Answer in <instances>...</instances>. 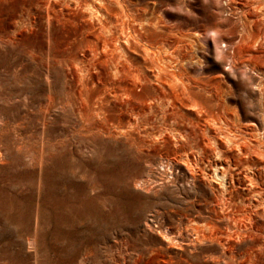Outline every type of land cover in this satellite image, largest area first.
<instances>
[{
    "label": "rangeland",
    "instance_id": "obj_1",
    "mask_svg": "<svg viewBox=\"0 0 264 264\" xmlns=\"http://www.w3.org/2000/svg\"><path fill=\"white\" fill-rule=\"evenodd\" d=\"M91 1L0 0V264H215L223 247L191 241L182 221L216 184L213 161L226 156L216 158L206 144L207 121L196 113L225 111L239 136L259 140L264 0H121L126 10L111 2L103 16L109 35L122 40L112 58L100 24L83 10ZM123 27L135 34L129 43ZM162 45L166 56L184 61L196 111L174 92L166 102L154 82L159 63L146 49ZM86 51L96 58L83 87L75 65ZM138 72L152 82L138 80ZM216 89L224 110L215 108ZM171 101L180 114L172 116ZM245 156L237 166L247 164L264 188V147ZM187 160L193 169L179 164ZM241 185L239 194L264 214V189ZM254 230L235 238L242 254L234 264H264V234Z\"/></svg>",
    "mask_w": 264,
    "mask_h": 264
},
{
    "label": "bare ground",
    "instance_id": "obj_2",
    "mask_svg": "<svg viewBox=\"0 0 264 264\" xmlns=\"http://www.w3.org/2000/svg\"><path fill=\"white\" fill-rule=\"evenodd\" d=\"M114 1H115V3L117 2L120 5L121 0H92L91 2L85 3L84 8H83L85 14H87L91 20H93L97 24L98 23L100 24V25H98L99 32H100V33H98V36L103 38V40H104L103 50L108 52L109 55H111V58L120 50V46L122 45V40L120 38V35H116V34H110L109 35L108 32H110V29H109L108 22H107L106 18L103 16V12L109 13L110 12L109 11L110 10L109 5L111 4V2L113 3ZM123 3H126V2L123 1ZM121 5H123V4H121ZM121 8L123 10H126L124 6H121ZM125 22H126V20H123V22H122L123 26H125ZM244 28H245V30L247 29L246 27H244ZM122 30H123L124 37L126 38L125 41L129 43L131 41L130 36H134L135 34H133L131 32L130 33L126 32L125 27H123ZM135 31L137 32V30H135ZM137 34H139V33H136V35ZM90 45L91 46L89 47V49H91L92 47L98 48L97 42H90ZM146 51H147L148 58L152 63H154V64L159 63V66H158L157 71H156L157 73L154 72V74H153L154 79H155V80L154 79L153 80H154V82L157 80L158 84H160L158 86H160L159 88L161 91V95L164 96V99L166 97L171 96L170 93L174 92V94H176V97H177L176 102H179L180 104H182L187 109H192V110L196 111L199 103H197L198 100H196L194 102L191 101L195 97L191 96V94H190L191 91L188 89L187 83H189V82L188 81L186 82V79H189V78H187L186 75L182 72V68H184L183 67L184 61H182L181 59L179 60V58H177L178 60L175 58L171 59V58H173V56L171 58H169L171 53L170 52L167 53L169 50L167 48H165V45L160 46L157 50H152V49L147 47ZM166 54H169V57H168V55L166 56ZM88 55L89 54H87V51H86V54H84L83 58L80 59V62L78 61V63H76V65H75V67L78 70L77 74H79L81 76L79 79L81 80L83 87L88 83V82L86 83L87 79H89V78H87V73H90V71H92L91 70L92 68L94 69V67L91 68V66H94V65H92V61L95 60V58H96L95 56H93L91 59H89ZM233 58H234V55H233ZM99 62H101V61H99ZM249 63H251V62H249ZM118 64H121L120 57L118 58ZM255 64H256V62H255ZM96 66H97V64H96ZM252 67H254V66H252ZM96 70H97V68H96ZM139 73L140 72L135 74V76L138 80H141V81L142 80H149L152 82V80H151L152 78L149 77L151 75L148 74L146 76H143V75H141V73L140 74ZM186 74H188V73H186ZM262 77H264V76L262 75ZM193 79H195V78H193ZM260 79L262 80L263 78H260ZM191 84L193 86H195L194 85L195 83L194 84L191 83ZM78 85H76V86H78ZM193 86H192V88H193ZM257 86H258V88H257L258 92L260 94V102L263 105V112H261V113L263 114V118H264V80H263V82L258 83ZM109 88H107V89H109ZM81 90H82V88H81ZM117 90H113V91L118 92ZM176 91H180V92L182 91V92L181 93L178 92L179 94H177ZM196 93H198V92H196ZM210 93H211V95H215L219 101V102L217 101V103H215V106H216L215 108H217V109L221 108L224 110L225 107L222 105V103H225V100L221 97L222 93L218 92L217 89L215 91L210 90ZM194 95L197 96L196 94H194ZM172 96H174V95H172ZM164 99H163V102H164ZM169 100H166V102ZM185 101H188V102H185ZM176 102L169 103V104H171L170 105L171 108H173V109H171L172 110L171 111L172 116L180 114V112L178 113V111H177L178 106H177ZM190 102H192V104H190ZM157 103H158V105H160L159 101ZM166 111H168V110L166 109ZM166 111L164 113H166ZM197 112H198V113H196L197 116H199V117L204 116L206 121H207L205 127H203V134L205 136V139H207L206 144L211 148V150L214 151V155H216V158H217V156L220 157L219 156L220 152H223L226 156H225V158H223L221 160L215 159L213 161V163H212L213 171L211 173L210 178L213 179L216 184L211 183L209 181L211 184H209L207 186L208 190H209V193H207L208 195L206 194L202 197L199 195V197L197 199H195L196 203H198L200 208L197 207L196 208L197 211H195V212L186 213L185 219L183 218L182 221L186 223L187 228L191 229V231L194 234V239L189 238V239H191V241L196 240V241H200V243H201V241H203V240L211 239L213 241L215 240L216 242H218L223 247V254H224L223 256L224 257L222 259H218L215 262V264H220L221 262H223L224 264H234L235 260L238 259L237 257H241V254H242V253H240L241 251L240 252L237 251L238 250L237 248L240 244L234 242V240H236L235 238H237V237L240 238L241 236H243V234L247 233L248 231L256 229V228L253 229L252 226L263 228L261 226L264 225V223H263L264 222V214L261 212V210L256 209V208H259V204H254L253 201H251V199H249V202H246L247 200L243 199L242 195L239 194L240 193L239 187L242 189L241 184L245 183V184H247V186H245L244 188L246 190H249V191H257V190H255L256 187L261 188L262 190L264 188L260 187V185L258 184L259 183L258 182L259 177L256 174H252L248 171L249 168H248L247 164H246V166L243 165L242 167L240 166L241 168H239L237 166L238 164L236 163L237 161L242 160V156L243 157H244V155L252 156L254 153H257L259 151V149H262L264 147V124L261 128L262 133L259 135V140H257V143H254L252 141L253 139L251 140L248 138V140H247L245 137H241L238 135V132H237L238 131L237 130L238 123H235L236 120H235V122L229 121L230 117L225 111L207 110L205 108V110L201 109V110H198ZM168 114H170V113H168ZM181 115L187 116L188 114L182 113ZM178 117L179 116H177V118ZM175 118H176V116H175ZM175 118H173V119H175ZM192 118H194V117H192ZM197 122H198V120H197ZM194 124L195 123H193V125ZM197 126H199V125H197ZM199 129H200V127H199ZM259 129L260 128H255L256 131H258ZM214 131H216V134L214 136L210 135ZM253 150H256V151L252 152ZM246 160H248V159H246ZM244 163H246V161H244ZM179 164H183L185 166L187 165L190 170L193 169V165L189 160H187L185 162H180ZM258 171H259V169H258ZM203 173H204V171H203ZM239 174H241V175L238 176ZM193 177L196 178L197 176L195 177V174H193ZM215 187H217V190L220 193L219 195H217V199L220 202V204L222 205L221 214L216 210V208L219 206L214 204V200H213V198L216 196ZM237 199L241 200V201L238 203ZM263 202H264V200H263ZM241 203L242 204L244 203L243 208L241 207L242 209H238L239 206H241ZM209 214H210V216H209ZM237 215H238V217H237ZM215 216L217 218H215ZM221 222L225 223V227L224 226L221 227ZM241 223L244 225H241ZM147 224H148V226H152L151 223H147ZM257 231L262 232L264 234V228H263V230H257ZM254 232H255V230H254ZM249 233H252V232H249ZM254 234H252V235H254ZM162 235H163V239H165L167 241L172 239L171 238L172 236L169 234L168 228L167 229L165 228V231ZM247 236L251 237L249 234ZM252 238H253V236H252ZM260 239H262V238H260ZM263 242H264V240H263ZM193 243H191V244H193ZM260 247H263V246H260ZM253 249H254L253 247H252V249H249L250 255L249 256L245 255L246 259H248V260L254 259V255H252V252H254L255 250L253 251ZM256 256H258V255L255 254V258H256ZM250 262H252V261H250ZM255 263H257V262H255ZM211 264H213V263H211ZM241 264H243V263H241ZM246 264H249V263H246Z\"/></svg>",
    "mask_w": 264,
    "mask_h": 264
}]
</instances>
